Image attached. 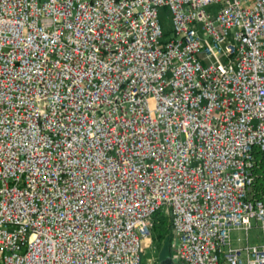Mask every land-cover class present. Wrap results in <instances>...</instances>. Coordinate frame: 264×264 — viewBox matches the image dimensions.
<instances>
[{"label": "built area", "instance_id": "1", "mask_svg": "<svg viewBox=\"0 0 264 264\" xmlns=\"http://www.w3.org/2000/svg\"><path fill=\"white\" fill-rule=\"evenodd\" d=\"M255 151L264 0H0V264H264Z\"/></svg>", "mask_w": 264, "mask_h": 264}, {"label": "rangeland", "instance_id": "2", "mask_svg": "<svg viewBox=\"0 0 264 264\" xmlns=\"http://www.w3.org/2000/svg\"><path fill=\"white\" fill-rule=\"evenodd\" d=\"M158 20L162 30V39H166L170 36V16L166 7H158ZM162 212L156 214L153 217V225L149 233V239L144 240V248L140 253V264H157V243L154 241L153 237L156 233L155 227L162 228L160 223ZM251 227L245 234V231L241 228H232L229 231V240L231 246H244L245 243L259 244L264 240V231L255 225L253 219H250ZM155 226V227H154ZM164 234V233H163ZM246 237V240H245ZM166 238L163 236L161 243L165 242Z\"/></svg>", "mask_w": 264, "mask_h": 264}, {"label": "trees", "instance_id": "3", "mask_svg": "<svg viewBox=\"0 0 264 264\" xmlns=\"http://www.w3.org/2000/svg\"><path fill=\"white\" fill-rule=\"evenodd\" d=\"M254 158L257 164L254 168L256 176L254 177V180L251 183L250 193L254 198L264 199V153L255 151ZM160 223L162 224V228L154 226L156 233L153 237L154 241H156L157 243V261L165 257L170 258V233L167 218L162 216ZM163 236L166 238V241L161 243Z\"/></svg>", "mask_w": 264, "mask_h": 264}, {"label": "water", "instance_id": "4", "mask_svg": "<svg viewBox=\"0 0 264 264\" xmlns=\"http://www.w3.org/2000/svg\"><path fill=\"white\" fill-rule=\"evenodd\" d=\"M157 264H173L169 257H165L157 261Z\"/></svg>", "mask_w": 264, "mask_h": 264}]
</instances>
